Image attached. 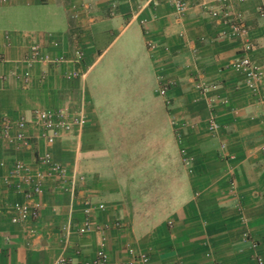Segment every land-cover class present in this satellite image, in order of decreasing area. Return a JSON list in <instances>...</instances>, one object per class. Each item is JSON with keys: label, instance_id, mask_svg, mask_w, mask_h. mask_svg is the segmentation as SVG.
I'll list each match as a JSON object with an SVG mask.
<instances>
[{"label": "crops", "instance_id": "crops-1", "mask_svg": "<svg viewBox=\"0 0 264 264\" xmlns=\"http://www.w3.org/2000/svg\"><path fill=\"white\" fill-rule=\"evenodd\" d=\"M187 1L189 9L179 15L172 0H0V118L62 107H85L88 116L82 131L51 148L56 161L86 177L84 187L73 199L47 183L41 217L25 224L10 222L8 208L22 197L4 178L16 161L35 169L44 143L34 139L32 149L18 150L0 137V264H54L60 256L80 263L102 246L116 263L128 258L127 244L147 252L151 264L264 260V87L252 92L232 68L242 43L211 18L216 1L206 0L205 7ZM235 7L264 73V0H236ZM126 34L124 54L135 60L129 75L117 61L99 85L130 80L136 95L110 99L102 91L96 102L88 74ZM112 37L101 52L102 39ZM34 43L68 59L81 45L86 79L66 80L70 64L29 67L24 59ZM200 77L213 87L206 95L195 88ZM161 81L175 83L171 107L157 93ZM212 118L219 125L214 133ZM84 196L106 209L92 217L94 228L103 230L81 236ZM69 221L75 230L64 242L60 228ZM118 221L124 228H115Z\"/></svg>", "mask_w": 264, "mask_h": 264}, {"label": "built area", "instance_id": "built-area-1", "mask_svg": "<svg viewBox=\"0 0 264 264\" xmlns=\"http://www.w3.org/2000/svg\"><path fill=\"white\" fill-rule=\"evenodd\" d=\"M197 3L199 7L207 5L206 0H191ZM217 6L210 9L211 18L223 25L229 32L230 36L241 41L242 46L236 57L231 61V66L239 72L244 79V84L252 91L258 92L264 87V73L261 68L253 61L251 55L257 49V45L250 38V29L246 23L244 14L235 7L236 0H215ZM175 11L179 15H183L189 9V1L172 0ZM261 16L264 15L263 10H259ZM77 41L80 44V39ZM55 46H58L55 43ZM24 62L32 67L36 64L60 66L63 64L72 65L73 69L65 74L68 81L82 80L84 81L89 72L86 66V52L79 45L75 50L73 57L68 59L64 56H51L45 52L43 47L38 43H34L29 47ZM23 83L28 85L31 80L29 72L24 73L22 77ZM175 83L172 81H161L157 91L158 95L164 99L165 105L171 107V99L168 96L170 89ZM195 88L202 95L213 87L208 85L206 81L200 77L196 81ZM88 123V116L85 107L77 110L70 108H37L34 109L29 117H22L17 120H11L6 117L0 118V137L7 144L18 150L32 149L34 139L42 140L44 143V151L36 157L34 169L32 165L16 161L13 163L4 178V184L12 188L17 195L22 197L21 200L15 201L8 209L11 212L10 222L13 225L25 224L29 221H37L41 217L43 205L41 197L45 193L47 183L54 184V187L64 193H70L73 199H76L78 189H82L86 183V177L74 172H70L65 165L55 160L51 148L57 141L67 136L74 135L82 131ZM174 123V122H173ZM37 129V134L31 136L28 131L30 128ZM219 125L215 118L209 123V131L216 132ZM1 167L5 166L4 162L0 163ZM83 207V221L76 229V232L85 236L94 231L101 232L102 228L95 229L92 223V217L95 213L104 211L106 206L103 203H95L89 197H82L80 200ZM2 209L0 208V214ZM172 225V223H169ZM115 228H124L121 222L114 224ZM106 229L108 227H105ZM104 228V229H105ZM72 222L64 223L61 228V238L64 242L68 241L70 235L74 232ZM35 235V231H31ZM249 239V235L244 236ZM252 247L257 249L258 244L253 243ZM128 255L124 261L112 263L109 260L105 248L102 246L94 253L91 259L82 262H76L73 259L60 256L54 264H151L150 255L141 250H137L130 244L125 246ZM257 264H264L261 257H257Z\"/></svg>", "mask_w": 264, "mask_h": 264}, {"label": "rangeland", "instance_id": "rangeland-1", "mask_svg": "<svg viewBox=\"0 0 264 264\" xmlns=\"http://www.w3.org/2000/svg\"><path fill=\"white\" fill-rule=\"evenodd\" d=\"M133 29V28H131ZM130 29V30H131ZM130 32V31H129ZM117 34V33H116ZM127 34L123 35L119 38L114 44L109 47V49L105 52L103 57L97 62L94 68L88 74L86 84L88 87V91L93 96V99L97 102L102 96V91L105 93L110 99H114L115 96H122L124 98H129L136 95V88L130 84V80H123V84L115 85L113 82L111 84H106L104 87L99 85V76L106 71L109 73L110 64L115 63L117 61H122L124 64L123 71L125 73H130V66L134 65L133 56L128 54H124L126 50L124 41L126 40ZM114 37L105 39L106 41H101L99 44V49L103 52L108 44L112 42ZM129 45V44H128ZM132 68V67H131ZM133 69V68H132ZM104 95V94H103ZM110 106L114 108L115 103L111 101Z\"/></svg>", "mask_w": 264, "mask_h": 264}]
</instances>
